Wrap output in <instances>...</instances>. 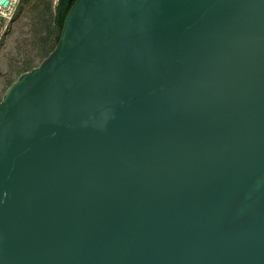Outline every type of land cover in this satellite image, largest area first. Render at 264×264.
Instances as JSON below:
<instances>
[{"label":"water","instance_id":"water-1","mask_svg":"<svg viewBox=\"0 0 264 264\" xmlns=\"http://www.w3.org/2000/svg\"><path fill=\"white\" fill-rule=\"evenodd\" d=\"M0 264H264V0H73L0 99Z\"/></svg>","mask_w":264,"mask_h":264},{"label":"rangeland","instance_id":"rangeland-1","mask_svg":"<svg viewBox=\"0 0 264 264\" xmlns=\"http://www.w3.org/2000/svg\"><path fill=\"white\" fill-rule=\"evenodd\" d=\"M52 1L55 4L56 0ZM40 9L43 10V4ZM41 13L43 16L38 15L37 10L24 8L4 30L0 29V99L9 82L17 77L16 69L26 59L33 64L42 59L37 48L41 45V37L46 35L43 23L47 12Z\"/></svg>","mask_w":264,"mask_h":264},{"label":"trees","instance_id":"trees-1","mask_svg":"<svg viewBox=\"0 0 264 264\" xmlns=\"http://www.w3.org/2000/svg\"><path fill=\"white\" fill-rule=\"evenodd\" d=\"M72 3L73 0L71 2H69L68 0H56L55 4H53L52 0H20L13 17L23 11L24 8L32 9V11L37 10V14L40 16H43L41 13L43 10L45 11V13L47 12V15L45 16V21L43 23L45 26L46 35L44 37H41V45L37 48V53L41 54L42 59L47 56V54L54 48L59 38L64 18ZM41 4H43V10L40 9ZM37 64H33L32 60L26 59L16 69L18 73L17 76L22 72L31 69ZM15 79H12L9 82L8 86Z\"/></svg>","mask_w":264,"mask_h":264},{"label":"built area","instance_id":"built-area-1","mask_svg":"<svg viewBox=\"0 0 264 264\" xmlns=\"http://www.w3.org/2000/svg\"><path fill=\"white\" fill-rule=\"evenodd\" d=\"M6 3L0 2V29L4 30L18 7L20 0H5Z\"/></svg>","mask_w":264,"mask_h":264}]
</instances>
